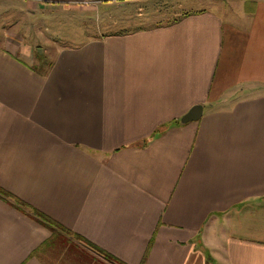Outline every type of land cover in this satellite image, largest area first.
Returning a JSON list of instances; mask_svg holds the SVG:
<instances>
[{
    "label": "crops",
    "instance_id": "0c3cea01",
    "mask_svg": "<svg viewBox=\"0 0 264 264\" xmlns=\"http://www.w3.org/2000/svg\"><path fill=\"white\" fill-rule=\"evenodd\" d=\"M2 1L78 18L154 0ZM207 2L41 65L1 39L0 188L73 236L0 199V264H264V0Z\"/></svg>",
    "mask_w": 264,
    "mask_h": 264
},
{
    "label": "rangeland",
    "instance_id": "374dc122",
    "mask_svg": "<svg viewBox=\"0 0 264 264\" xmlns=\"http://www.w3.org/2000/svg\"><path fill=\"white\" fill-rule=\"evenodd\" d=\"M207 1L154 0L142 4L141 7L135 4L126 5V7L102 4L99 5L97 12L91 11L93 7L86 8L84 10L87 11H83L80 16L75 14L78 16L75 18L71 12L59 9L54 11L55 14L50 12L51 10H44L37 12L35 16H23L20 11L13 9L18 5L0 0V43L8 33L22 36L27 41V45L39 43V46L34 48L33 56L35 64L41 65L38 54L46 55L47 51L46 63H48L55 50L75 45L74 43L81 41L82 38L95 34L97 27H100L102 31L105 29L117 31L138 26L165 25L186 12L215 9ZM217 1L221 2V0Z\"/></svg>",
    "mask_w": 264,
    "mask_h": 264
},
{
    "label": "trees",
    "instance_id": "16d2710c",
    "mask_svg": "<svg viewBox=\"0 0 264 264\" xmlns=\"http://www.w3.org/2000/svg\"><path fill=\"white\" fill-rule=\"evenodd\" d=\"M185 15L186 14H183L182 16H185ZM176 20H178V19H175L174 21H176ZM0 199L3 200L4 202H7V203L11 204L14 208H16L20 212L24 213L25 215L30 216L33 219H35L36 221H38L44 227L48 228V230H50V232H52L53 235H55V233L57 231H60V232L63 231L66 234L73 236V234H71V232H69L67 230H64L63 227H61L59 224H57L54 221H52L50 218H48L47 216H45L41 212L33 209L32 207H30L26 203L22 202L21 200L16 199L14 196H12L8 192L2 190L1 188H0ZM75 237L80 239L78 236H75ZM97 251L99 253H101L107 260H109V261H117L115 258H113L112 256H110L107 253H105L103 251H100V250H97Z\"/></svg>",
    "mask_w": 264,
    "mask_h": 264
},
{
    "label": "water",
    "instance_id": "95a60500",
    "mask_svg": "<svg viewBox=\"0 0 264 264\" xmlns=\"http://www.w3.org/2000/svg\"><path fill=\"white\" fill-rule=\"evenodd\" d=\"M203 113V107L201 105L194 106L187 114H185L181 122L188 123L198 121Z\"/></svg>",
    "mask_w": 264,
    "mask_h": 264
}]
</instances>
